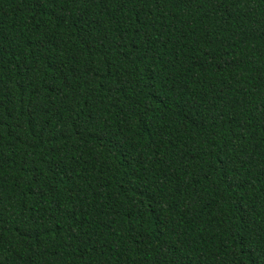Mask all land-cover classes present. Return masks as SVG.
<instances>
[{"label": "trees", "instance_id": "trees-1", "mask_svg": "<svg viewBox=\"0 0 264 264\" xmlns=\"http://www.w3.org/2000/svg\"><path fill=\"white\" fill-rule=\"evenodd\" d=\"M0 264H264V0H0Z\"/></svg>", "mask_w": 264, "mask_h": 264}]
</instances>
